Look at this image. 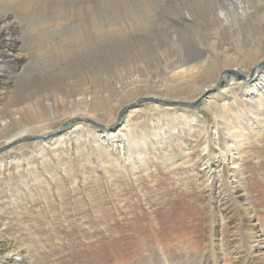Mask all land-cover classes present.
Wrapping results in <instances>:
<instances>
[{"label":"rangeland","instance_id":"1","mask_svg":"<svg viewBox=\"0 0 264 264\" xmlns=\"http://www.w3.org/2000/svg\"><path fill=\"white\" fill-rule=\"evenodd\" d=\"M8 1L16 5L15 1L20 0H0V14L3 9L12 8ZM29 1L30 4L36 3L37 7L29 12L27 23L17 20L14 26L17 28L14 36L21 39L20 51H16V54L28 59L22 64V71L13 75L6 72V76L13 79L11 91L14 86L26 87L27 94L38 92L39 96L37 98L32 95L26 100L21 90L17 95L5 94L10 98L16 95L17 99L4 107L2 119L8 121L16 115L19 117L24 104H38L45 99L55 103L54 110L47 112L51 116L65 117L70 113L84 111L90 113V118L84 116L75 119L59 135L44 140L43 145L37 135H24L0 147V166L3 164V168H0V230L6 238V242L1 240L0 244L7 243L11 248L13 246L16 254L26 251L32 264H137L149 251L156 255L167 253L175 256L194 253L197 261L202 264L211 263L214 249L210 250V246L217 244L216 235L211 232L214 228L219 230L214 222V213L224 208L218 209L216 195L209 193V189L215 191L220 186V191L226 192L222 196H227L234 185L230 181L228 183L226 175L224 179H213L207 187H204L200 178L198 157L208 135L210 147L213 148L211 135L216 125V108L208 109L204 102L194 108H184L146 101L149 97L145 98V93L153 90L144 89L140 80L157 84L161 89L167 84L172 86L171 92L178 87L179 91L181 81L185 79L171 76L168 69L170 64L165 63L167 60L175 61L173 48L180 49L191 59L209 57L210 60H221L232 59L233 56L234 60H237L236 57L239 60L243 58L242 52L248 51L253 45L260 47L264 55V0H202L201 5L193 6V10L197 11L195 15L200 11L199 15L187 21L181 14V10L187 8L184 0H160L161 5H158L157 0H150L157 3V14L150 18H145L147 15L139 16L137 19L136 13L128 11L127 7L139 0H62L60 4L58 0H41L38 3L37 0ZM89 1L97 4L91 16L85 9ZM47 3L49 5L46 6ZM178 6L184 8L179 11ZM101 8H107L109 12ZM73 9L79 11V18L69 17ZM243 9L245 13L241 12ZM63 10L68 11L67 16L62 18L68 19V25L65 26L68 29H62V34H67L66 41L72 51L63 55L59 52L49 53L43 58L32 56L33 44L28 35L34 41L49 39L48 35H41L39 30L47 19L57 17L60 12L65 14ZM32 12L37 15L33 16ZM105 14L107 21L103 18ZM157 15L158 20H155ZM89 18L95 28L87 36L84 25L89 22ZM80 19L83 20L81 28L72 25ZM148 21L153 24L141 26ZM105 22L109 24L108 28H104ZM191 24L194 26L189 27ZM239 29L243 30L242 33ZM65 36H61L62 39ZM139 38L145 43L143 49L140 48ZM85 39H89L87 44ZM76 40L83 42L84 48H76ZM159 48L166 50L158 51ZM142 51L145 53L140 56ZM159 52H164V56H158ZM260 62L264 65V59ZM196 73L191 74L192 78L205 76ZM220 74L221 70L212 80L203 79L196 84L190 83L189 87L197 92L214 84ZM133 81L136 82L134 86L131 84ZM184 87H187L186 84ZM127 89L129 92L125 94ZM194 92L185 94L182 98L189 100L181 102L193 103L190 98ZM136 98L138 100L133 102ZM218 103L224 105L221 100ZM84 106L88 109H84ZM168 110L178 112L171 117L166 115ZM225 111L234 127L238 124L245 128L242 136L235 140L237 145L238 142L241 145L240 150H244L241 162L244 201L246 199L245 203L253 208L254 216L263 231L264 124L256 122L255 131H252L246 122L235 118L234 112ZM189 113L198 117L187 119L193 127L192 137L188 135L185 123L187 117H184V114ZM94 116L99 120L94 119ZM128 120L138 125L131 133L144 138L148 146L147 155L143 159L138 160L133 154L137 168L135 176L129 171L126 156L117 149L108 150L111 156L102 164L106 166L105 170L92 150L91 153L89 150L87 153L81 152L84 151L83 146L79 145L88 143L87 130L94 127L99 132L102 130L94 123L114 127L112 132L116 131L123 138L125 130L122 132L121 129ZM172 124L176 126V132L171 130ZM81 125H84V129L79 128L85 134L83 139L68 136L69 132ZM162 128L165 132L169 131L166 135L170 138L179 136L182 140L174 143L167 151L159 146H154L157 149L154 151L149 147L148 135H163ZM217 128L219 133L224 134L222 139L229 136V132H224V126L220 124ZM232 131L237 133L234 129ZM4 134L7 131L0 135V141L7 138L3 137ZM46 143L57 152H47L48 159L41 161L37 151L40 144L44 148ZM221 147H214L213 150L219 153V149H223ZM168 154H176L182 159L187 154L188 159L180 160L176 166L171 167L166 163ZM58 158L66 162L67 173L62 172ZM209 159L211 163L201 164L214 167V157L210 155ZM55 180L58 185H54ZM227 201H230L233 207L231 210H234L226 214L220 236L218 234L226 251L220 264H235L230 255L235 243L232 235L235 226L241 223L240 227H236V234L244 237L247 220L245 214L242 218L237 216L241 212L237 211L231 196Z\"/></svg>","mask_w":264,"mask_h":264},{"label":"bare ground","instance_id":"2","mask_svg":"<svg viewBox=\"0 0 264 264\" xmlns=\"http://www.w3.org/2000/svg\"><path fill=\"white\" fill-rule=\"evenodd\" d=\"M39 1H41V0H37V3ZM43 1H45V0H43ZM65 1H68V0H65ZM149 1L150 0H139L138 2L136 1L133 4L131 3L130 7H127V10L130 12H133V13L135 12L137 15L136 19L139 16L145 17V15H147V17H145V18L153 17L154 15L157 14L158 9H159L158 5H161L160 4L161 2H160V0H157V3H158V5H157V3L149 2ZM184 1H185V5L187 6V8L183 9L184 6L183 7L178 6L179 11L181 9H183V10H181V14L183 15V19H185L187 21L189 19H193V18L197 17V15H199L200 11L195 15V13L197 11L195 12V10H193V8L201 5L202 0H198L197 3H195V0H184ZM29 2H30L29 0H20L17 2L15 1V3H16V5H15L14 3H11V1H8L9 5H11L12 8L8 7L7 9H3L2 14H0V135H2L5 131H7V134L3 135L4 138L5 137H7V138L3 139V141H0V147L7 145V144H9V143H11L17 139L22 138V136H24V135H35V136L37 135L38 138L40 139V143L43 145L42 142L44 140L51 137L52 135L53 136L59 135V133L62 132L75 119L80 118V117H84V116L90 118V115H89L90 113L84 112V111H77V112L72 113V114L70 113V115L65 116V117L59 116V115L51 116L50 114H47V112H48V110L50 112H52V110H54L55 103H49L48 102L49 100L45 99V100H43V102H41V103L39 102L38 104H30V103L24 104L21 108V115L19 117L16 115L15 118H11L8 121H5L2 119V115H3L2 113L5 110L4 107L10 105V103L11 104L14 103V101L17 99L16 95L18 94V91H20V90L23 91V95H25L26 100L30 99V97L32 95H35L37 98L39 96L38 92L31 93L30 95L27 94L26 87L18 88L19 86H14L13 87L14 90L11 91L10 89L12 88L11 85L13 84V79H9L6 76L7 75L6 72H9L8 75L9 74L13 75L15 73H18L19 70H21V69L23 70L24 68H21V66H22V64H25V62L28 59V57H25V56L23 57L21 55L16 54L17 53L16 51H20L19 47H20L21 39L14 36L17 32V28L14 26H16L17 20H23L25 23H27L28 18H29V16H28L29 12L34 7H37L36 3L30 4ZM58 2H59L58 4H60L62 2V0H58ZM89 2L90 3L88 4V6L85 7V9H87L89 11L88 12L89 16H91V13H93V11L97 7V4L93 3L92 1H89ZM41 3H39V4H41ZM47 5H49V4L47 3L46 6ZM176 5H177V3H176ZM235 6H236V4H235ZM166 7L167 6H165V8ZM231 8H233V6ZM160 9H161V6H160ZM100 10L107 12L109 9L101 8ZM185 10H187V11H185ZM63 11H65V14H62L60 12V15H62V16L58 15L55 18L47 19L45 21V24L40 28V30H39L40 34L41 35H48L49 39L45 38V40H42V41L41 40L34 41L30 37V35H28L29 38L32 40L31 42L33 44L32 54H31L32 56L43 58L44 56L48 55L49 53L54 54V53L59 52L63 55L67 52L72 51V47L66 41L65 35H67V34H62L63 33L62 29H65V30L68 29V28H65V26L67 27V25H68V23L66 22L68 19L65 18L64 19L65 21L62 19L65 16H67L66 13L68 14V11L67 10H63ZM73 11H72L73 13L70 11L72 14L71 13L68 14L69 17L71 16L70 18H72V19L73 18H75V19L79 18V11L76 9H73ZM165 12H167V11H165ZM241 12L245 13L244 9ZM132 14L130 15V17L132 16V18H133L134 16ZM18 15H19V17H18ZM32 15L36 16L37 14L35 12H32ZM193 15H195V16H193ZM237 16H238V14H237ZM127 17L130 19L129 15H127ZM103 18L105 21L108 20L106 14ZM241 19H243V18H241ZM253 19H254V17H253ZM155 20H158V15H157ZM196 20H197V18H196ZM196 20H195V22H196ZM82 21L83 20L80 19L75 24H72V25H75L77 28H81L83 26ZM38 23H40V21ZM150 24H153V22H149V21L144 22L141 26H147ZM227 24H228V21H227ZM62 25L64 27H62ZM181 25H183V24H181ZM192 25L193 24L189 25V27H191ZM224 25H222V26H224ZM84 26L86 27V35L89 36L92 33V31L94 30L95 24L89 18V22L87 24H85ZM226 26H224V27H226ZM240 26H242V25H240ZM108 27H109V24L107 22H105L104 28H108ZM246 29H248V27ZM224 30L225 29H223L222 31H224ZM229 30H230V28H229ZM229 30H227V31H229ZM239 30H241V29H239ZM242 31L243 30H241V33H242ZM253 31H255V30H253ZM249 32H250V30H249ZM237 33H240V32H237ZM236 35H239V34H236ZM54 36H56V38H54ZM58 36H60V37H58ZM61 36H65V38L62 39ZM139 40H140V45H141L140 48L143 49V46H145V43L142 41V39L139 38ZM88 42H89V39H85V43L87 44ZM183 42H182V44H183ZM76 44H78V46L76 48H80V49L84 48L83 42L76 40ZM242 45H244V44H242ZM144 48H146V47H144ZM161 48H159L158 51L166 50V49H161ZM259 48L260 47H258L257 45L251 46V48L248 51L242 52L243 58L239 59V60H238V57H236L237 60H234L235 58H233V56H231L233 60L227 59V58L221 59V60L214 58V59L210 60L209 57L201 58V59H198V58H200V57H198V58L191 59L190 56L184 55V53H182V51L180 49L173 48L174 49L173 51L175 53L174 57H176L175 61L171 62L170 60H167L165 63L170 64V67L168 69L170 70L171 76L176 77V78L181 77V78L185 79V80L181 81V84H180L181 89L179 91H178V87H176L174 92H171L172 86L170 87L167 84L163 85L162 83H160L161 85L164 86V88L161 89L159 87V85H157V84H150L146 80H142V79L140 80L143 83L144 89H146V90L152 89L153 90L150 93H145L144 97L145 98L149 97L146 100H160V101L162 100L165 102L169 101L171 103L172 102H181L183 100H189L187 98H184V99L182 98L183 96H185V94H188V93L195 91V89H194V91H192V89H191L192 87H189L190 83L196 84L199 81H202L203 79L212 80V78L216 77V75L218 74V71L220 72V70H221L220 78L217 81H215L214 84L210 83L211 85H209L207 87H203L198 91L196 90L197 92H194L193 97L190 98V100H192V102H198V101H200V103L204 102L206 108H208V109L213 110L216 108V110H214L216 125H215V130L213 131V134L211 135V137L213 136V138H211L213 148L210 147L211 140H209L210 136L208 135V137L204 141V148L202 150V153L198 157L200 167H201L200 168V175H201L200 178H201L202 184L204 185V187H207L213 179L214 180H215V178L224 179L225 175L228 179V183L231 182L232 184H234L232 189L230 191H228V192H230V194L227 196H222L223 194L225 195L226 192H225V190L220 191L221 190L220 186L219 187L217 186V190H215L216 192L212 188L209 189V193L216 195L215 200H216V204H218V209L221 207H223L224 209L223 210H216V213H214L215 218H216V220L214 222H215V225L217 226V228L219 230L217 231L214 228L213 229L214 231L211 232V233L214 232V234L216 235L217 244H215V246L213 244L210 246V248H211L210 250L214 249L213 250L214 259H212L211 263H207V264H220L222 256L224 258L226 255V253H225L226 251L224 249V246L222 245V242L218 239V234L220 236V234H221L220 231H222L220 229H222V227H223L222 223L226 219V214L228 212L234 210V209L231 210L232 204L230 203V201H227V198L230 196L235 201L236 207L238 208L237 211L241 212L239 214H237L238 213L237 212L236 213L237 216L239 218H242V216H244V214H245L246 215L245 218L247 220V223H245L246 227L244 229V231H245L244 237L243 236L240 237L238 234H236V227L237 226L240 227L241 223L239 225L235 226V230H234V233L232 235V241H234L235 243H234V247L230 250V253H231L230 255L233 257L232 260L235 261V264H264V230L262 231L259 221L256 220V218L254 216L253 208L250 207V205L245 203L246 199L244 201V195L245 194L243 193L244 187L242 185V183H243L242 182V176L244 173H243V167L241 164L242 159H243V155H244L243 154L244 150H240L241 145L239 144V142L237 145L236 141H235L236 139H238L242 136L241 133L243 132V130L245 128L237 126L238 124L234 127L230 123V120L227 117L228 112L225 111V110H227V111L234 112L235 118L237 120H241V121L246 122L247 127H249L252 131H255L254 126H255L256 122L259 124H262V125L264 124V121H263V118H264V65H262V62H260L261 60L264 59V55H262V52L260 51L261 48L260 49ZM169 49H170V47H169ZM186 50H188V49H186ZM164 52H159V53H157V55L158 56H164ZM166 52H168V51H166ZM143 53H145V51L140 52L139 55L141 56V54H143ZM170 53H171V51H170ZM166 55H168V54H166ZM230 55H232V54H230ZM252 56H254L253 59H251ZM174 57H172V58L174 59ZM228 57H230V56H228ZM167 58H168V56H167ZM157 59H158V57H157ZM230 67H232V69ZM234 67H236V68H234ZM261 68H262V70H260ZM193 72H197V73L199 72V74L202 73L205 76L204 77L199 76L198 78H195V77L192 78L191 74ZM40 75L44 76L42 73ZM14 78H16V77H14ZM26 83H28V81H26ZM182 83H185L187 87H184L185 84H182ZM131 84L134 86L136 84V82L133 81ZM177 84H179V82H177ZM139 86H140V84L138 83L137 88H139ZM146 90H144V91H146ZM162 90H164V91H162ZM214 91H217V93H214ZM128 92H129V89H127L125 91V94H128ZM5 94H9L10 96L14 95V94H16V95L14 97L10 98V97H6ZM45 97H47V96H45ZM137 100H138V98H136L133 102H136ZM219 100L224 102V105H220L218 103ZM56 102H57V100H56ZM150 102H154V101H150ZM158 105H156V106H158ZM169 105L174 106L172 104H169ZM160 107H162V106H160ZM233 107L237 108V110ZM84 109H88V107L84 106ZM31 111H33V112H31ZM177 112H178V110H173V112H170V110H168V113L166 115L175 116ZM225 112H226V114H225ZM246 113H248V115H246ZM184 115H185L184 117H187V118H185V123L187 122L188 135L190 137H192L193 127L188 123L189 121H187V119L189 117L197 119L198 117H196L193 113H192V115L190 113H189V115H187V114H184ZM93 118L97 119L96 116H94ZM97 120H99V119H97ZM219 120H221L220 124L222 126H224V128H223L224 132L225 133L229 132V136L225 139H222L224 134L222 133L223 134L222 135L221 132L220 133L218 132L217 127L220 125ZM233 121H235V120H233ZM91 122H92V120H91ZM102 122H104V121L102 120ZM94 124L98 125L99 128H102L103 131L101 130L99 132L98 130L94 129L95 127L87 130L89 136L87 137L86 141H88V143L80 144L79 146H83L82 149L84 151H81L80 149L79 150L83 153H87L88 150H89V152L92 150L93 154L98 157V161L100 162L101 166H103V168L105 170L106 166H104L102 164L105 163L107 157L111 156L109 153H107L108 150H110V148L117 149L121 152V154L126 156L125 160L127 162H129V166H130L129 171L132 173L133 176H135V170L137 168L135 167L136 165L133 161L135 159L134 155L136 156V158L138 160H141V159H143V156L147 155V151H148V146L146 144V140L142 137L138 138L133 133H131V131L134 132V129L138 128V125H135V124H133V122L131 120L130 121L128 120L127 123H125V126H123L121 129L122 132H124V130H125V133L122 134L123 135V138H122V137H119V135L116 133V131L112 132L114 127H111L108 125H101L99 123H94ZM81 127L84 129V125L77 126V129L68 133V136H70V137L75 136L76 139H79V138L83 139L85 134L83 135V130L80 131L79 128H81ZM170 128L174 132H176V130H177V128L174 124H172ZM170 128L168 127L169 131H170ZM205 129H207V128H203V130H205ZM220 129H222V127ZM233 129L237 133H233V131H232ZM163 131H164L163 135H160V133H157V135L155 137H152L153 135L152 136L148 135L149 147L152 150L156 151L157 149H155L154 146H159L163 151H167V149L171 148V146L174 143H176V142L180 143V141L182 140V137H179V136H176L174 139L170 138L169 135H166L169 131L165 132L164 129H163ZM158 132H160V131H158ZM205 133H207V132H205ZM235 134H237V135H235ZM256 135H260V134H256ZM62 137H64V136H62ZM130 137H131V140L129 139ZM165 137H166V139H165ZM55 140H53V141H55ZM57 140L59 141L60 139H57ZM76 142L77 141H75V143ZM81 142H85V141L81 140ZM41 144H40L39 151H37L41 161L43 159L44 160L48 159L47 152H52L53 154H55L57 152L51 146L49 147V144L46 143L45 144L46 146L44 148L42 147ZM214 147H217V148L221 147L223 149H219V153H217L216 150H213ZM210 152L212 154H210ZM210 155H212L214 157L213 162L215 163V166L211 167L210 164H208V165L201 164V163H206V162L211 163V160L209 159ZM184 159H188L187 154L183 159L178 157V155H176V154L175 155H169L168 154L166 163H167V165L174 167L178 164V161L184 160ZM58 160H59L58 161L59 167L61 168L62 172L67 173L66 168H65L66 162L64 160H62L61 158H58ZM0 168H3V164L0 166ZM56 176H57V174H56ZM56 176H55V179H56ZM54 182H55L54 185L59 184L57 180H55ZM69 182H71L70 179H69ZM215 183L216 182H214V184ZM55 189H57L58 191L60 190L59 188H55ZM59 198H60V196H59ZM1 240H5V242H6V238L3 234V231L0 230V241ZM7 242H9V244H10V241L8 239H7ZM10 245L12 246V244H10ZM15 252H16V249H14L13 246L11 248L9 245H7V243L5 245L0 244V264H32V259L30 258V256H28L26 251L23 253H19V254H16ZM146 253H148V252H146ZM181 254L182 253H180L178 256L170 255L167 253H160V254L156 255V254L152 253V251H149V253L147 255L142 256L141 261L138 262L137 264H202V262L197 261L198 258L195 257L194 253L192 255L190 253H185L183 255H181ZM209 256H207V258H209ZM213 257H210V258H213ZM200 260H202V259H200Z\"/></svg>","mask_w":264,"mask_h":264},{"label":"water","instance_id":"3","mask_svg":"<svg viewBox=\"0 0 264 264\" xmlns=\"http://www.w3.org/2000/svg\"><path fill=\"white\" fill-rule=\"evenodd\" d=\"M144 100V99H143ZM146 101H148V100H146ZM149 101H154V102H157V103H162V104H165V105H169V104H172V105H174V106H180V107H184V108H194V107H197L198 106V104L200 103V101H198V102H193V103H186V102H169V101H167V102H165V101H160V100H149Z\"/></svg>","mask_w":264,"mask_h":264}]
</instances>
